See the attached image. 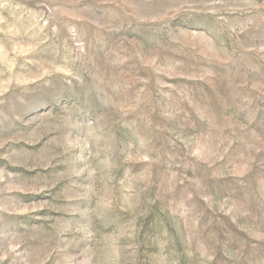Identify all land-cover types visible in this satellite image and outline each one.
I'll list each match as a JSON object with an SVG mask.
<instances>
[{"label": "rangeland", "instance_id": "rangeland-1", "mask_svg": "<svg viewBox=\"0 0 264 264\" xmlns=\"http://www.w3.org/2000/svg\"><path fill=\"white\" fill-rule=\"evenodd\" d=\"M0 264H264V0H0Z\"/></svg>", "mask_w": 264, "mask_h": 264}]
</instances>
